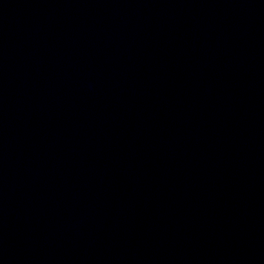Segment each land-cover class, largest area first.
<instances>
[{
  "label": "water",
  "instance_id": "obj_1",
  "mask_svg": "<svg viewBox=\"0 0 264 264\" xmlns=\"http://www.w3.org/2000/svg\"><path fill=\"white\" fill-rule=\"evenodd\" d=\"M0 264H264V0H0Z\"/></svg>",
  "mask_w": 264,
  "mask_h": 264
}]
</instances>
